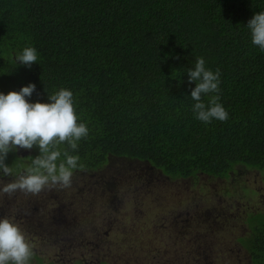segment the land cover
<instances>
[{
	"label": "trees",
	"instance_id": "1",
	"mask_svg": "<svg viewBox=\"0 0 264 264\" xmlns=\"http://www.w3.org/2000/svg\"><path fill=\"white\" fill-rule=\"evenodd\" d=\"M261 11L264 0H0V92L32 83L29 102L72 92L77 123L88 128L77 149L57 145L58 164L65 151L79 157L72 173L124 160L174 179L226 177L239 165L263 170L264 51L246 24ZM27 47L38 57L30 68L15 60ZM197 58L220 71L219 92L202 101L218 95L226 121L205 123L192 110L187 70ZM37 155L34 146L25 159H10L28 168ZM108 186L103 180L99 193ZM75 188L88 185L82 179ZM204 219L212 229L216 219ZM246 223L236 241L253 264H264V212ZM39 259L33 252L29 264Z\"/></svg>",
	"mask_w": 264,
	"mask_h": 264
},
{
	"label": "rangeland",
	"instance_id": "2",
	"mask_svg": "<svg viewBox=\"0 0 264 264\" xmlns=\"http://www.w3.org/2000/svg\"><path fill=\"white\" fill-rule=\"evenodd\" d=\"M122 162L115 161L97 173H73L69 187L46 186L36 195L0 194V218L19 226L44 263L72 264L78 259L76 252L84 251L85 241L96 244L97 251L107 255L106 261L111 264H125L127 260L160 264L169 258L170 264H198L194 251L201 245L200 264L247 263L246 255H237L232 245L237 235L247 231V217L264 212V169L239 165L226 177L174 179L145 162ZM118 166L124 174L112 177V170ZM82 179L88 188L75 192V185ZM103 180L111 190L99 193ZM60 206L65 207L58 210ZM37 207L47 216L56 214L49 219L52 224L75 218L72 230L78 228L84 239L74 238L70 244L58 239L50 242L45 236L48 230L33 218ZM215 213L221 215L217 230L206 231L204 216L215 219ZM68 232L70 237L71 230Z\"/></svg>",
	"mask_w": 264,
	"mask_h": 264
},
{
	"label": "clouds",
	"instance_id": "3",
	"mask_svg": "<svg viewBox=\"0 0 264 264\" xmlns=\"http://www.w3.org/2000/svg\"><path fill=\"white\" fill-rule=\"evenodd\" d=\"M251 31L252 43L264 51V11L256 12L247 21ZM37 51L33 47L25 48L15 56L17 63L31 67L37 63ZM203 58H197L194 68H188L187 79L195 82L190 96L195 103L192 110L196 118L209 123L212 119L226 121L228 113L218 102L219 96H211L208 105L202 101V95L219 92L220 71L205 68ZM35 91L32 83L22 86L18 91L0 92V172L3 176H12L13 169L5 163L9 152L18 148L32 149L37 146L39 155L32 159V166L24 170L13 181L0 188V194L11 197L15 192L39 194L46 186L59 184L71 185L72 170L77 168L78 156L63 153L65 160L57 163L61 152L57 145L67 141L71 149H77L81 138L87 136L88 128L77 123L74 113L73 94L61 88L47 96V102H29ZM33 249L27 242L19 226L8 218H0V264H29Z\"/></svg>",
	"mask_w": 264,
	"mask_h": 264
},
{
	"label": "flooded vegetation",
	"instance_id": "4",
	"mask_svg": "<svg viewBox=\"0 0 264 264\" xmlns=\"http://www.w3.org/2000/svg\"><path fill=\"white\" fill-rule=\"evenodd\" d=\"M7 93V92H6ZM33 151V148L28 150V149H22V148H18L17 151L15 152H9L6 159H5V163L8 164L12 169H13V175L12 176H3L2 175V172H0V188H2L5 184L13 181L14 179H16L20 174H23L24 170L27 169V166H24L23 168L19 165H17L15 162H13L10 157L12 155L18 157L19 159H25L27 156L30 155V153ZM2 171V170H0ZM25 194L24 192H21V191H17L15 192L11 197L13 196H17V195H23ZM2 196L4 197H9L8 195L6 194H1ZM27 195V194H25ZM63 207L65 206H60L58 207L57 209L60 210V209H63ZM77 207H75L74 209H76ZM35 211V214L34 215V220L38 223V225L40 227H43L44 229L48 230V235H45L49 240L50 242L52 240H60L62 243L64 244H70L73 242L74 238H81L84 239V236H82V234L80 233L79 229L77 228L78 231L74 232L72 230V222L75 220L74 219H71L69 216V222L66 223L64 221H62L63 224H52L51 221L49 220L50 218H53L55 217L56 214H53V215H49L47 216L46 213L43 212V210L39 207L35 208L34 209ZM214 217H215V221H212L211 223L213 224V228H216L217 230V223H218V218H219V213H215L213 214ZM28 217L31 216V214L27 215ZM213 228L211 229L212 232H213ZM71 230V234H70V238L69 237V232L68 230ZM247 230H248V225H247ZM246 232H242L241 234L237 235L235 237V240H234V244L232 246H235L237 248V255L238 254H245L246 255V258H247V263L246 264H253L252 263V257L251 255L248 253V251L241 246V244L239 242L236 241V238L238 237H241L243 235H245ZM83 242V241H82ZM199 243V242H198ZM197 243V245H198ZM84 251H79V252H76L78 253V259H74V262L72 264H111V263H108L106 261V256L107 255H101V253H99L97 251L96 248V244L92 245V246H88L86 247L87 244H90V242L88 241H85L84 243ZM199 246H197L196 248H198ZM73 252L74 249H73ZM195 253H197L198 255H196L195 259L197 262H199L198 264H200L201 262L199 261V255L201 254L202 252V245L200 246L199 249L195 250L194 251ZM37 257H39L37 254H36ZM40 258V257H39ZM41 259V258H40ZM39 259V260H40ZM172 258H169V261L167 262H164V263H160V264H170V262H172L171 260ZM174 260V259H173ZM166 261V260H164ZM175 262V261H173ZM39 264H62V263H52V262H47V263H44V262H40ZM125 264H133L132 261L130 260H127V262ZM182 264V263H181Z\"/></svg>",
	"mask_w": 264,
	"mask_h": 264
}]
</instances>
